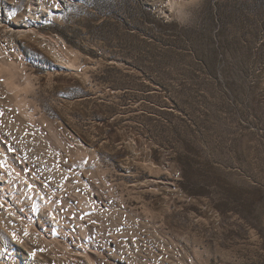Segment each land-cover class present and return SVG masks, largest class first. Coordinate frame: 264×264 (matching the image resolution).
I'll use <instances>...</instances> for the list:
<instances>
[{
    "label": "rangeland",
    "instance_id": "1",
    "mask_svg": "<svg viewBox=\"0 0 264 264\" xmlns=\"http://www.w3.org/2000/svg\"><path fill=\"white\" fill-rule=\"evenodd\" d=\"M30 1L0 0V152L57 231L45 247L0 220V264H264V0Z\"/></svg>",
    "mask_w": 264,
    "mask_h": 264
},
{
    "label": "bare ground",
    "instance_id": "2",
    "mask_svg": "<svg viewBox=\"0 0 264 264\" xmlns=\"http://www.w3.org/2000/svg\"><path fill=\"white\" fill-rule=\"evenodd\" d=\"M151 1L153 2L157 12L161 14L169 12V10L174 5L173 0ZM53 5L54 4L52 2L31 0L28 7L26 8V17H47L50 14L51 7H53ZM47 44L49 46L48 51L55 60L65 63L68 62L69 58L65 56V50L61 42H58L54 39V41L48 40ZM9 127L10 126H6L7 131L10 132L15 141L18 142L20 148L26 153V155L34 161L37 168L40 171L45 172V176L51 179L53 182H56V184L60 183L62 181L61 175L49 165L50 161L44 160V157L41 156L40 153L42 149L38 148L40 145L39 142L34 138L27 137L21 127L11 126L13 129ZM49 168L50 172L46 173V170ZM57 219L58 218L56 217L53 207L43 202L42 195L34 183L23 173H21L4 153L0 152V220H2L5 224H12L16 226L18 230L27 238L47 247L54 244L52 237L56 230ZM66 255L65 257L58 258L56 261L54 260L55 263L77 264L76 261L70 260ZM4 256L9 255L0 250V258H4ZM36 257L37 256L35 255H33L31 258L29 257L27 260H25V264H46L45 261L47 260L42 261ZM4 263L6 262L4 261ZM7 264L16 263L14 260H12ZM134 264L139 263L134 262Z\"/></svg>",
    "mask_w": 264,
    "mask_h": 264
},
{
    "label": "snow or ice",
    "instance_id": "3",
    "mask_svg": "<svg viewBox=\"0 0 264 264\" xmlns=\"http://www.w3.org/2000/svg\"><path fill=\"white\" fill-rule=\"evenodd\" d=\"M57 6H59V5H57ZM9 15L13 16V15H15V12H11ZM33 255H34V253H33Z\"/></svg>",
    "mask_w": 264,
    "mask_h": 264
}]
</instances>
